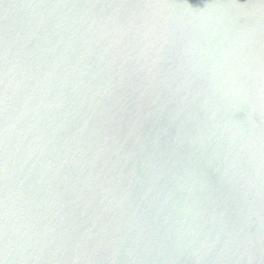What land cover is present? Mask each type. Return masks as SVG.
Masks as SVG:
<instances>
[{
  "label": "water",
  "instance_id": "95a60500",
  "mask_svg": "<svg viewBox=\"0 0 264 264\" xmlns=\"http://www.w3.org/2000/svg\"><path fill=\"white\" fill-rule=\"evenodd\" d=\"M0 264H264V0H0Z\"/></svg>",
  "mask_w": 264,
  "mask_h": 264
}]
</instances>
